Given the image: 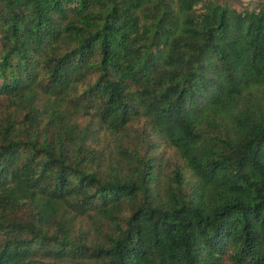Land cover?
I'll list each match as a JSON object with an SVG mask.
<instances>
[{
	"label": "trees",
	"instance_id": "obj_1",
	"mask_svg": "<svg viewBox=\"0 0 264 264\" xmlns=\"http://www.w3.org/2000/svg\"><path fill=\"white\" fill-rule=\"evenodd\" d=\"M0 264H264V0H0Z\"/></svg>",
	"mask_w": 264,
	"mask_h": 264
},
{
	"label": "rangeland",
	"instance_id": "obj_2",
	"mask_svg": "<svg viewBox=\"0 0 264 264\" xmlns=\"http://www.w3.org/2000/svg\"><path fill=\"white\" fill-rule=\"evenodd\" d=\"M233 1H241V2H243V3H252L253 1H255V0H233ZM235 6H238V5H236L235 4Z\"/></svg>",
	"mask_w": 264,
	"mask_h": 264
}]
</instances>
